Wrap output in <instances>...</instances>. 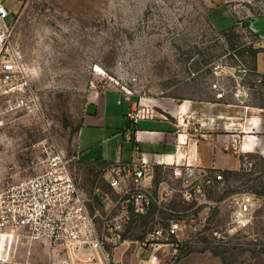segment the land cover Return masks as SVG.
Returning <instances> with one entry per match:
<instances>
[{
    "label": "rangeland",
    "instance_id": "374dc122",
    "mask_svg": "<svg viewBox=\"0 0 264 264\" xmlns=\"http://www.w3.org/2000/svg\"><path fill=\"white\" fill-rule=\"evenodd\" d=\"M0 1L10 10L5 25L14 26L42 100L36 116L7 110L0 102V190L44 170L56 146L71 159L76 181L93 199L97 192L113 200L123 193L110 186L106 165L73 159L88 94L124 88L139 97L183 103L188 97L210 98L213 85L226 89L230 100L239 69L254 64L258 36L250 22L264 17V0ZM218 4L225 6L209 11ZM256 78L247 71L243 81L259 103ZM239 159L238 170L188 200L171 167L154 170L153 205L123 234L145 243L146 253L136 264H151L156 229L174 245L165 247L170 253L156 264H264V194L259 195L264 193V153L243 152ZM248 194L254 196L252 217L238 225L233 214ZM91 208L106 213L96 199ZM171 221H181L183 228L168 233ZM34 251L37 262L51 258L47 248Z\"/></svg>",
    "mask_w": 264,
    "mask_h": 264
},
{
    "label": "built area",
    "instance_id": "2783aa9c",
    "mask_svg": "<svg viewBox=\"0 0 264 264\" xmlns=\"http://www.w3.org/2000/svg\"><path fill=\"white\" fill-rule=\"evenodd\" d=\"M9 15V8L0 1V102L7 110L36 116L42 113L41 96L24 59L22 44L14 36L13 24L5 25ZM239 71L244 72L245 67ZM263 79L264 73L259 81ZM122 90L125 98L132 95L131 91ZM157 114L154 106L139 103L127 112V118L137 123L141 119H153ZM77 158L74 155L73 159ZM151 175L153 166L145 161L112 167L109 184L114 189L120 188L123 194L114 202L107 193L97 192L96 203L104 204L106 210L103 214L98 208L92 210L95 199L76 181L66 152L53 147L44 170L0 190V264H67L64 260L55 261L56 256L64 254L68 264H73V260L74 264H114L108 248L121 245L124 231L133 218L146 214L153 205L151 186L146 183ZM172 176L186 187L183 195L187 200L223 179L221 171L176 163L172 164ZM253 201L254 196L248 194L238 202L233 214L236 224L250 222ZM115 203V211L110 212ZM182 228L181 221H171L168 233ZM161 232L156 229L151 233V264L170 253L165 247H174L161 238ZM37 248L49 249L53 258L47 262L33 260ZM21 250L25 251L24 255Z\"/></svg>",
    "mask_w": 264,
    "mask_h": 264
},
{
    "label": "crops",
    "instance_id": "0c3cea01",
    "mask_svg": "<svg viewBox=\"0 0 264 264\" xmlns=\"http://www.w3.org/2000/svg\"><path fill=\"white\" fill-rule=\"evenodd\" d=\"M221 5L225 6L218 4L209 11ZM250 28L258 36L254 64L239 71L241 77L232 99H227L226 89L213 85L210 98L188 97L183 103H176L172 97L148 99L134 94L127 99L117 88L92 91L78 130V158L106 165L109 182L112 167L118 165L145 161L153 166V173L175 163L200 170L235 171L241 167L240 153H264V79L259 81L264 73V17L251 21ZM247 71L256 73L254 86L262 92L259 103L253 100V87L243 81ZM139 103L158 108L157 116L137 123L129 120L127 112ZM152 182L151 175L146 183L151 186ZM113 204L110 212L117 207ZM142 244L124 238L121 245L111 249L113 263L136 264L145 253ZM56 260L69 263L66 254L56 256Z\"/></svg>",
    "mask_w": 264,
    "mask_h": 264
},
{
    "label": "trees",
    "instance_id": "16d2710c",
    "mask_svg": "<svg viewBox=\"0 0 264 264\" xmlns=\"http://www.w3.org/2000/svg\"><path fill=\"white\" fill-rule=\"evenodd\" d=\"M222 172V174H226V173H229V172H231L230 170H224V171H221ZM262 194H264V193H259V195H262Z\"/></svg>",
    "mask_w": 264,
    "mask_h": 264
}]
</instances>
